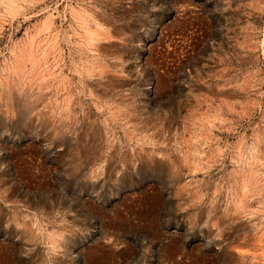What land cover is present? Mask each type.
I'll return each instance as SVG.
<instances>
[{"label":"rangeland","instance_id":"obj_1","mask_svg":"<svg viewBox=\"0 0 264 264\" xmlns=\"http://www.w3.org/2000/svg\"><path fill=\"white\" fill-rule=\"evenodd\" d=\"M0 264H264V0H0Z\"/></svg>","mask_w":264,"mask_h":264}]
</instances>
